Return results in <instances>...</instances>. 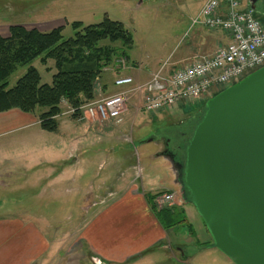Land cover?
<instances>
[{"label":"rangeland","instance_id":"obj_1","mask_svg":"<svg viewBox=\"0 0 264 264\" xmlns=\"http://www.w3.org/2000/svg\"><path fill=\"white\" fill-rule=\"evenodd\" d=\"M23 1L0 0V34L3 37L10 36L12 26L35 29V23L53 21L36 28L48 33L64 27L63 39L67 40L75 35L71 23L98 24L107 15L123 23L133 34L134 44L127 52L145 74L165 64H177L182 58L192 57L191 52L196 45L195 31L205 30L201 26L192 27V19L199 15L204 0H144L142 4L138 0H39L37 7L34 1ZM254 16L264 23V16L256 12ZM222 37L225 38L223 44L230 42L224 33ZM115 45L122 46L121 43ZM119 64L121 62L112 64L103 72L110 89V93L103 91L104 96L118 92L113 73ZM29 66H20L10 76L8 89L17 84ZM31 66L39 71L42 84H52L56 74L54 60L43 63L36 59ZM103 74L95 80L96 91L104 87L101 83ZM125 74L133 76L137 70H127ZM96 96L98 94L94 93L93 98ZM92 101L94 99L84 101L83 105ZM205 103L193 107L187 101L169 112L149 114L137 111L141 103L138 104L134 97L128 105L124 123L112 128L108 123H93L88 113L89 120L78 122L72 118L71 106L65 101L62 104L64 115L58 119L57 132L43 131L33 123L14 134L1 136L0 219L19 221L31 228L37 225L56 255L54 264H94L81 239L86 221L104 204L113 185L118 186L120 182L122 186L126 179L132 180L133 175L140 177L138 186L151 190L149 198L156 190L165 188L171 172L158 157L161 146L156 140L166 137L172 146L177 144L174 131L183 129L173 127L172 123L198 115ZM40 113L41 110L28 117L35 120ZM81 132L87 135V139L81 137ZM75 138H82L80 150L73 149L72 158H68L71 141ZM77 155L81 158L79 165ZM168 191L176 192V207L190 211L187 217L191 226L170 229L172 244L181 241L189 254L199 248L197 245H211L213 240L204 222L195 208L183 205L177 187H167L156 195ZM174 204L166 208L174 207ZM209 245L193 255L191 264H234L219 250L208 249ZM177 248L173 247L170 253L179 257ZM151 255L158 259L160 254L156 251Z\"/></svg>","mask_w":264,"mask_h":264},{"label":"water","instance_id":"obj_2","mask_svg":"<svg viewBox=\"0 0 264 264\" xmlns=\"http://www.w3.org/2000/svg\"><path fill=\"white\" fill-rule=\"evenodd\" d=\"M183 159H169L175 185L211 235L208 249L264 264V67L206 102Z\"/></svg>","mask_w":264,"mask_h":264},{"label":"crops","instance_id":"obj_3","mask_svg":"<svg viewBox=\"0 0 264 264\" xmlns=\"http://www.w3.org/2000/svg\"><path fill=\"white\" fill-rule=\"evenodd\" d=\"M24 1H34L35 7H37L36 3L39 0ZM207 1H203L198 14ZM46 2L48 1L46 0ZM51 22L42 21L35 23V29H38L36 28L37 26L45 25V23L47 25ZM69 23L67 21V24ZM39 31L42 32V30ZM218 32H221V30L210 31L205 29L204 32L200 30L195 31L194 38L196 45L193 52H191L193 53L192 57L182 58L177 64H167L168 66L165 67L164 73L169 74L177 68H184L193 59L201 56H210L215 53L219 46H225L226 44H223L225 41V38L222 37L223 32L219 34ZM188 61V64L183 65L184 62ZM137 65L138 62L133 61L130 57L126 69H120L116 73H113V76H116L114 80L117 76H129L133 77L136 82L147 83L162 68L160 67L158 70L145 74V72L140 70V65L139 67ZM133 69L137 70L136 75L125 74L127 70ZM101 83L104 86L103 90L110 93L109 83L105 78V74H103ZM117 89L119 92L120 89ZM136 99L138 104L141 103L142 106L141 99L138 97ZM141 106L137 109L139 113L141 112ZM28 116L29 114H25L17 109L0 113V137L14 134L23 127L33 123L40 126L36 117L35 120H31ZM76 120L83 122L88 119L81 116V118ZM80 135L81 137H85L84 139H87L85 133L81 132ZM81 140L82 138H75L72 140L73 142L71 141L68 158H72L73 149L79 152L81 147L79 142ZM101 144H104V142H101ZM77 156L79 157L77 165H79L81 158L80 155ZM169 171L171 172L170 169ZM170 175L169 181L166 179L167 182H165L167 186L165 187L164 184V187H168L169 189L173 188L175 184L172 172ZM139 179V176L137 178V175L135 177L133 175L132 180L126 179L122 186L120 182L118 186L117 184L113 185L104 204L86 221L81 233L82 242L86 247L85 252H87L93 262H99L98 264H191L193 254L186 252L184 244H180L181 241L172 244V230L163 228L152 203L148 199V194L152 192L151 190L144 189L142 185L138 186ZM165 188L156 190L153 192V195H156ZM185 210L187 216H190V211L186 208ZM51 247L48 239L39 230L37 225L31 228L19 221L0 219V264H54L56 255L53 254ZM173 247H181V250H177L180 258L170 253ZM156 251L160 254L158 259L151 255ZM94 264L96 263L94 262Z\"/></svg>","mask_w":264,"mask_h":264},{"label":"trees","instance_id":"obj_4","mask_svg":"<svg viewBox=\"0 0 264 264\" xmlns=\"http://www.w3.org/2000/svg\"><path fill=\"white\" fill-rule=\"evenodd\" d=\"M70 26L75 35L67 40L63 39L64 27L44 33L18 25L10 28L9 37L0 34V113L17 109L25 114H35L41 110L37 116L41 129L55 133L59 128L58 118L63 115L62 104L65 101L75 111L72 118H81L79 108L84 101L94 99L96 94V78L101 77L105 68L112 64L122 60L129 62L127 51L132 48L134 37L123 23L105 15L98 24L84 25L83 22L75 21ZM116 43L122 46L118 47ZM36 59L43 63L54 60L56 74L51 85L42 84L39 71L31 66ZM27 65L30 66L26 74L13 88L8 89L10 76L20 66ZM120 69L121 64L116 71ZM200 116L201 111L197 118ZM156 197L153 195L149 198L148 195L164 229L190 225L181 207L157 210L154 204ZM207 245H197L199 248L195 252H201Z\"/></svg>","mask_w":264,"mask_h":264},{"label":"built area","instance_id":"obj_5","mask_svg":"<svg viewBox=\"0 0 264 264\" xmlns=\"http://www.w3.org/2000/svg\"><path fill=\"white\" fill-rule=\"evenodd\" d=\"M197 26L210 31L221 30L230 42L220 46L214 54L197 57L169 74L164 73L165 65L147 83L117 76L114 86L120 91L104 96L103 90L98 89L94 101L79 109L82 117L89 120L88 113L95 124L119 127L134 97L141 99V110L149 114L170 111L187 101L197 106L215 91L228 88L264 67V23L255 18L253 11L245 10L243 0H208L199 15L192 19V27ZM121 68H127L125 60L121 61ZM175 200L176 193L167 192L158 196L155 203L163 209L173 205Z\"/></svg>","mask_w":264,"mask_h":264},{"label":"flooded vegetation","instance_id":"obj_6","mask_svg":"<svg viewBox=\"0 0 264 264\" xmlns=\"http://www.w3.org/2000/svg\"><path fill=\"white\" fill-rule=\"evenodd\" d=\"M246 3H249V0H245ZM257 11L256 13L264 16V12L262 11V0H259L256 3ZM195 120H197V115H191L189 117H184L180 121H176L172 123L173 127L181 128L183 130H175L174 136H176L177 144H174L173 146L170 144L169 141H167L166 137L157 139L156 141L161 146V153L158 157L163 159L165 162V165L169 167V169L173 170V165L169 159L171 157H175L177 163H183L184 162V146L188 140V138L191 136L193 129L195 127ZM172 174L174 175L175 179V173L172 171ZM179 190V187H178Z\"/></svg>","mask_w":264,"mask_h":264}]
</instances>
